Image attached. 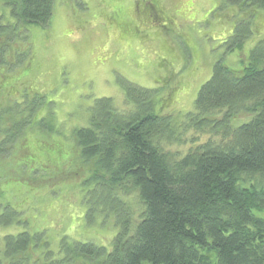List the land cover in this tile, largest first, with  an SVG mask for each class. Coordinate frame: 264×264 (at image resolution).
Instances as JSON below:
<instances>
[{"label":"trees","instance_id":"1","mask_svg":"<svg viewBox=\"0 0 264 264\" xmlns=\"http://www.w3.org/2000/svg\"><path fill=\"white\" fill-rule=\"evenodd\" d=\"M3 1L12 7L18 25L47 27L51 23L55 0ZM152 4L156 7L147 3ZM249 7L263 13L264 0H250ZM147 12L143 10V23L152 24ZM124 23L126 28H137ZM9 29L2 28L0 33ZM251 33L249 27L236 33L232 48ZM3 58L0 52V88L25 102L18 114L26 113L30 128L53 130L43 89L35 81L22 85L30 77L34 56L17 74H7ZM248 58L242 70L221 61L214 65L191 118L208 129L212 126L217 135L184 155L168 150L174 138L169 118L151 109L120 113L110 98L97 100L90 125L76 130L74 140L81 158L93 162L97 171L85 181V186L92 184L87 193L94 203L88 217L97 213L114 220L118 231L112 249L93 241H64L56 255L47 250L49 241L43 242L38 233L22 231L3 238L0 264H39L41 258L43 264H264V218L255 214L264 212V40L250 50ZM127 89L128 96L142 104L153 95L130 83ZM2 111L0 103V118ZM241 112L253 117L231 126V118ZM32 134L27 130L24 141L17 144L23 155L19 165L32 171L39 165L50 166L55 172L70 163L71 151L64 143L68 158L56 164L52 142ZM133 195L137 213L127 201ZM17 213L7 205L0 227L11 226ZM41 243V258L34 260V248Z\"/></svg>","mask_w":264,"mask_h":264},{"label":"rangeland","instance_id":"2","mask_svg":"<svg viewBox=\"0 0 264 264\" xmlns=\"http://www.w3.org/2000/svg\"><path fill=\"white\" fill-rule=\"evenodd\" d=\"M136 1L55 0L49 26L26 27L18 25L12 7L0 0V32L10 28L0 33L7 74L19 73L34 56L30 77L22 85L35 81L43 89L53 125L51 131L30 128L26 113L18 114L25 102L0 88V216L7 205L18 210L11 226L0 227V248L5 236L27 231L49 241L47 250L56 255L64 241H93L112 249L118 231L114 220L97 213L88 217L94 203L87 193L92 184L85 186V181L97 171L93 162L81 158L74 140L76 130L90 125L97 100L110 98L120 113L151 109L169 118L174 138L168 150L176 155L217 135L212 126L191 118L198 93L217 62L236 70L248 66L250 50L264 40V12L253 11L250 0H139L134 7ZM146 8L152 24L143 23ZM125 21L137 28H126ZM246 27L252 33L232 48L236 33ZM129 83L152 91L151 99L142 104L130 98ZM252 117L241 112L229 124L237 127ZM27 130L52 142L56 164L68 158L64 143L71 151L70 163L55 172L50 166L32 171L19 165L23 155L17 144ZM127 201L137 213L136 196ZM255 214L264 218V212ZM42 246L34 248V260L41 258Z\"/></svg>","mask_w":264,"mask_h":264}]
</instances>
